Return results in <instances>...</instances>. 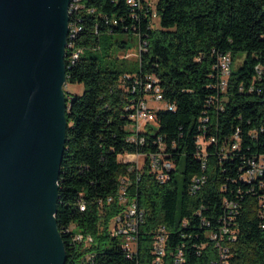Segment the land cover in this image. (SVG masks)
Listing matches in <instances>:
<instances>
[{"label": "trees", "instance_id": "1", "mask_svg": "<svg viewBox=\"0 0 264 264\" xmlns=\"http://www.w3.org/2000/svg\"><path fill=\"white\" fill-rule=\"evenodd\" d=\"M84 4L95 11H81L83 28L65 51L64 60L66 82L84 85L81 94L65 90L69 107L56 221L66 248V264L80 262L85 251L94 252L96 257L94 262L82 264L149 262L150 230L157 224L168 228L172 235L169 248H174L187 230L182 219L192 218L198 228L193 214L203 206L204 216L214 226L224 212L225 199H235L240 206L232 264H264V217L260 213L264 187L260 179L252 184L240 179L245 159L264 154V0H158L157 27L152 26L151 12L138 20L133 18L126 0H84ZM104 16L118 24L106 23ZM69 18L71 26V12ZM107 33L140 35L147 50L132 64L103 63L95 51L101 50L102 35ZM240 51L246 53L245 59L231 71L226 91L219 94L214 88L219 56L230 53L233 63ZM75 52L77 57L71 62ZM256 66L263 68L258 75ZM149 75L155 76L164 100L176 109H157V129L149 125L142 133L146 142L140 144L128 139L133 132L128 129L131 118L127 106L146 95ZM251 86L253 91H249ZM215 95L223 98L224 110L208 104ZM237 131L239 149L225 158L221 147L231 144ZM203 133L218 140L208 149L206 169L197 157L196 140ZM159 136L176 164L165 183L156 180L148 165L142 170L131 169L132 163L119 159L125 153L157 150L154 141ZM201 175L206 176V182L193 194L189 190L191 179ZM125 176L130 181L129 200H136L146 211L139 253L133 260L126 257L121 238L108 231L109 221L124 205L117 200L105 202L116 194L119 178ZM260 178L264 181V176ZM81 201L86 203L83 211ZM72 224L94 236L87 250L71 246L70 235L64 230ZM208 258V252L200 259L188 256L187 264L203 263Z\"/></svg>", "mask_w": 264, "mask_h": 264}, {"label": "water", "instance_id": "2", "mask_svg": "<svg viewBox=\"0 0 264 264\" xmlns=\"http://www.w3.org/2000/svg\"><path fill=\"white\" fill-rule=\"evenodd\" d=\"M70 0H0V264H66L56 221Z\"/></svg>", "mask_w": 264, "mask_h": 264}, {"label": "built area", "instance_id": "3", "mask_svg": "<svg viewBox=\"0 0 264 264\" xmlns=\"http://www.w3.org/2000/svg\"><path fill=\"white\" fill-rule=\"evenodd\" d=\"M126 3L132 8V17L139 19L141 15H149L151 12L152 26L153 22L158 18L156 7L153 6L151 0H126ZM87 9V12L93 13L94 8H86L84 0H70L68 12H71V26H68L67 46L73 45L72 41L82 30L81 24L82 16L81 11ZM106 23L118 24L116 19L110 21L107 16H104ZM151 27V26H150ZM139 35V34H138ZM139 53L138 58L141 56L142 51L147 50L146 41H142L139 35ZM77 57L75 52L71 56V62ZM218 80L214 85L219 94L224 93L227 89L229 78L232 71V58L231 54H223L219 56L218 62L215 65ZM257 75L258 70H263L261 66H256ZM137 83V82H136ZM136 85L132 87L135 92ZM240 90H244L241 86ZM254 87L251 86L249 91H253ZM145 96L140 97L138 100H132L131 104L127 106L131 123L128 129L133 134L128 138L132 142L144 144L146 142V135L142 133L148 131L145 128L147 124H157L155 111L160 108L168 110H175L176 105L168 103L163 98V93L160 86L157 84L155 76L149 75L146 77ZM160 103V106H153L149 103ZM223 98L220 95L211 96L208 99L209 105H215L219 110H224L222 103ZM204 122L208 121V117L202 118ZM154 127V125H152ZM152 133V131H150ZM231 144L225 143L221 147V155L227 157L230 152L239 149L240 137L239 131L235 133L232 138ZM218 140L215 135L207 136L200 134L197 137V157L202 162V168L207 167L208 149L212 144H217ZM154 143L157 145V150L148 153H125L119 156L120 161L132 163L131 169L142 170L145 165L149 166L150 171L154 174L156 180L160 183L167 182L172 171L175 170L176 164L170 158L167 152L166 144L159 136ZM131 157V158H130ZM144 159L143 165L139 167V159ZM130 160V161H129ZM245 167L242 168L240 179L243 182L252 184L255 180L260 179V185L264 187V181L260 178L264 176V154H258L245 159ZM206 182V176H193L190 182L189 190L191 193L198 192ZM130 181L128 176L119 178V188L114 196H109L105 202L112 203L117 200L118 203L124 205V208L115 214L108 223V231L111 236L120 237L121 245L126 253V257L130 260L136 259L139 253V236L146 219V211L138 205L136 200H129L127 196V188ZM104 200L100 199L99 203L103 204ZM261 216L264 217V195L260 198ZM80 210L86 209V203L81 201ZM205 207L201 206L194 211L193 217L198 219V228L194 224L192 218H184L181 221L182 226L187 229L182 233L184 239L177 242L174 248L170 247L172 235L168 228L160 223L150 230L151 241L148 245L147 253L150 254L152 260L149 262H136L135 264H187L188 256H196L202 258L204 253L208 252L209 258L206 262H196L194 264H232L230 257L232 255L231 248L233 243L238 238L237 216L240 211L238 201L235 199L224 200V212L220 215L213 226L211 219L204 216ZM207 209V208H206ZM264 229V223H262ZM200 229H204V232ZM64 232L70 235V244L72 247H78L82 251L87 250L94 243V236L88 233L79 231L75 224L68 227ZM61 233V231H60ZM96 254L91 251H85L81 261L77 264L94 262Z\"/></svg>", "mask_w": 264, "mask_h": 264}, {"label": "rangeland", "instance_id": "4", "mask_svg": "<svg viewBox=\"0 0 264 264\" xmlns=\"http://www.w3.org/2000/svg\"><path fill=\"white\" fill-rule=\"evenodd\" d=\"M153 6L156 7L158 0H151ZM154 26L157 27L160 24L159 19H155L153 22ZM139 38L136 35H130L127 33H107L102 35L101 50L95 51L100 57L103 63L109 61H120L126 62L128 64L135 63L138 59L139 53ZM246 53L240 51L236 54L235 59L232 63V70L236 71L243 63ZM70 91L71 93L81 94L84 91V85L81 83H66L64 85V91ZM149 103L153 106H160V103H153L152 100ZM147 124L145 128H148ZM157 129V125L155 126ZM131 158V157H130ZM130 161V160H129ZM144 159L141 157L139 159V167L143 165Z\"/></svg>", "mask_w": 264, "mask_h": 264}, {"label": "bare ground", "instance_id": "5", "mask_svg": "<svg viewBox=\"0 0 264 264\" xmlns=\"http://www.w3.org/2000/svg\"><path fill=\"white\" fill-rule=\"evenodd\" d=\"M68 14H69V12H68ZM70 19V18H69ZM70 21V20H69ZM68 26H69V24H68Z\"/></svg>", "mask_w": 264, "mask_h": 264}, {"label": "crops", "instance_id": "6", "mask_svg": "<svg viewBox=\"0 0 264 264\" xmlns=\"http://www.w3.org/2000/svg\"><path fill=\"white\" fill-rule=\"evenodd\" d=\"M70 92V91H69Z\"/></svg>", "mask_w": 264, "mask_h": 264}]
</instances>
